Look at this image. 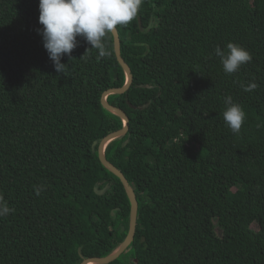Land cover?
Masks as SVG:
<instances>
[{
  "label": "trees",
  "instance_id": "trees-1",
  "mask_svg": "<svg viewBox=\"0 0 264 264\" xmlns=\"http://www.w3.org/2000/svg\"><path fill=\"white\" fill-rule=\"evenodd\" d=\"M258 1L143 0L137 17L117 26L134 79L108 100L128 114L130 130L106 155L140 209L135 241L106 264H264ZM39 14V0H0V200L12 209L0 217V264H81L114 253L130 228L123 182L102 163L99 145L93 150L125 126L102 97L128 75L113 32L104 38L110 55L97 59L78 37L57 73ZM229 42L252 57L233 74L215 55ZM227 96L245 113L238 134L222 116Z\"/></svg>",
  "mask_w": 264,
  "mask_h": 264
},
{
  "label": "clouds",
  "instance_id": "clouds-1",
  "mask_svg": "<svg viewBox=\"0 0 264 264\" xmlns=\"http://www.w3.org/2000/svg\"><path fill=\"white\" fill-rule=\"evenodd\" d=\"M142 3L143 0H39V23L42 25L39 32L56 72L64 73L67 64L62 63V57L71 58L72 51L78 46V37L83 38L90 48L98 50L97 59L110 55L104 38L117 26L132 22ZM215 55L226 74L237 72L252 59L247 49L233 42H229L224 50L217 46ZM242 87L245 92H250L257 85L251 83ZM224 102V122L232 133L238 134L245 113L231 96L225 97ZM41 190L36 188V194L39 195ZM11 211L7 203L0 200V217Z\"/></svg>",
  "mask_w": 264,
  "mask_h": 264
},
{
  "label": "water",
  "instance_id": "water-1",
  "mask_svg": "<svg viewBox=\"0 0 264 264\" xmlns=\"http://www.w3.org/2000/svg\"><path fill=\"white\" fill-rule=\"evenodd\" d=\"M140 25L142 30H144L142 19L140 18ZM114 34V42H115V50L116 54L118 56L119 62L123 66L124 70L126 71L128 75V80L127 83L124 86H119V87H114L111 89H108L107 91L104 92L103 97H102V103L103 105L109 109L110 111L120 115L123 117L125 120V126L117 131H114L110 134H108L105 138L101 140V142H98L97 140L94 142L93 145V150L94 152L96 151V146L99 145L98 151H99V156L102 161V163L109 168L112 172H114L123 182V185L129 195L130 201H131V218H130V228L128 235L125 239V241L122 243V245L112 254L106 255V256H90L88 258H85L84 261L81 264H106L110 263L117 258H119L135 241L136 238V233H137V226H138V217H139V209H140V203L138 196L132 187L130 181L126 177V175L123 173L121 169H119L115 164H113L106 155V149L108 144L113 141L114 139L123 136L128 133L130 130V117L128 114L121 108L115 106L112 104L109 100L108 97L111 94L115 93H123L129 90L133 83V72L130 67V65L127 63L125 58L122 55L121 51V40H120V33L118 28L113 32ZM109 185L106 186L104 189L99 190L96 189V192L98 194H104L105 191L108 189ZM115 214V212H113Z\"/></svg>",
  "mask_w": 264,
  "mask_h": 264
},
{
  "label": "rangeland",
  "instance_id": "rangeland-1",
  "mask_svg": "<svg viewBox=\"0 0 264 264\" xmlns=\"http://www.w3.org/2000/svg\"><path fill=\"white\" fill-rule=\"evenodd\" d=\"M256 1H257V0H256ZM261 1H262V0H259L258 2H260V3H261Z\"/></svg>",
  "mask_w": 264,
  "mask_h": 264
}]
</instances>
